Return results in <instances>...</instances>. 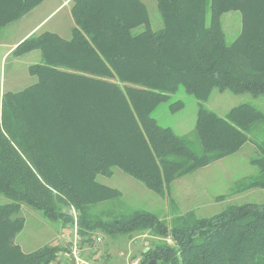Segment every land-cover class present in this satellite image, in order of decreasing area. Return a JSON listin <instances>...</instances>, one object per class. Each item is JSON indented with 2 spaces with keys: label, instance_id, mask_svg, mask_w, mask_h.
Returning <instances> with one entry per match:
<instances>
[{
  "label": "trees",
  "instance_id": "trees-1",
  "mask_svg": "<svg viewBox=\"0 0 264 264\" xmlns=\"http://www.w3.org/2000/svg\"><path fill=\"white\" fill-rule=\"evenodd\" d=\"M44 0H0V31ZM163 27L151 29L140 0H72L68 40L31 35L11 55L38 51L36 82L0 101V264L58 261L52 242L31 253L15 243L22 204L69 228L77 213L82 244L149 231L165 239L139 264H264V204L230 206L206 218L187 212L170 226L141 210L92 208L119 194L95 184L117 168L160 197L175 179L236 153L264 114L242 104L224 117L202 103L213 89L264 97V0H155ZM238 12L240 32L227 44L221 25ZM182 88L198 103L195 140L161 127L151 113ZM181 102L169 105L171 111ZM247 186L264 188V159ZM104 193V196L101 193Z\"/></svg>",
  "mask_w": 264,
  "mask_h": 264
},
{
  "label": "rangeland",
  "instance_id": "rangeland-1",
  "mask_svg": "<svg viewBox=\"0 0 264 264\" xmlns=\"http://www.w3.org/2000/svg\"><path fill=\"white\" fill-rule=\"evenodd\" d=\"M48 6L45 11L36 13L28 24L16 30L15 23L4 27L0 36L12 34L11 40L17 39L29 27L44 21L40 32L58 29L64 36L70 35L73 19L70 14L71 3L58 6ZM149 16L151 29L158 31L163 27L155 0H142ZM221 25L227 44L232 43L240 32L241 18L238 12L226 13L221 17ZM15 28L16 31L12 33ZM2 43V42H0ZM14 42H4L0 46V98L6 92H19L36 82V77L28 73V66L41 62L38 51H33L23 57H5L3 52ZM181 102L182 107L171 111L169 105ZM242 104H248L264 114V97H254L250 94H233L230 91L213 89L202 106L220 117ZM197 101L179 88L170 96L166 103L158 105L151 113L152 118L161 127L171 129L175 134L195 140L194 130ZM248 141L236 153L219 159L207 166L179 177L171 182L168 195L160 197L145 187L140 181L115 168L109 177L96 176L95 184L115 190L119 197L97 202L92 210L99 214L107 209L115 212L126 210H141L149 212L170 226L173 219L192 212L198 218L215 215L224 209L241 204H264V188L253 187L236 189V185H248L245 178L257 174L258 167L253 163L264 159V124L257 125L248 134ZM104 196V193H101ZM9 201L0 195V205ZM15 216L24 219L22 230L16 235L15 243L22 252L31 253L54 242L59 252L67 253L70 228H62L58 220L48 221L41 215L22 204ZM101 241L96 243V239ZM149 231L131 232L123 235L107 236L96 233L90 244H81L82 255L92 264H139L142 254L149 247L164 241ZM67 259V258H66ZM66 259L58 255V262L66 264ZM50 264H56L52 262Z\"/></svg>",
  "mask_w": 264,
  "mask_h": 264
},
{
  "label": "crops",
  "instance_id": "crops-1",
  "mask_svg": "<svg viewBox=\"0 0 264 264\" xmlns=\"http://www.w3.org/2000/svg\"><path fill=\"white\" fill-rule=\"evenodd\" d=\"M71 1L72 0H63L61 3H59V5L58 6H61V5H65V4H69V3H71ZM144 5H145V3L142 1V0H140ZM57 4V0H44L42 3H40L37 7H35L33 10H31L29 13H27L26 15H24V16H22L19 20H17V21H15V22H13V23H15V28H16V30H18L19 28H22V27H24L26 24H28L29 23V21H31L30 19H32V18H34L35 17V15H36V13H38V12H43V11H45V9L46 8H48V6L50 7V6H53V5H56ZM146 6V5H145ZM147 8V7H146ZM44 21H40L39 23H37V24H35V25H33V26H31V27H29V28H27V29H25L26 31L23 33V34H21L17 39L15 38V39H13V40H11V35L12 34H5L3 37H1L0 36V42H2V43H0V46L2 45V44H4V42H14V43H12L11 45H9L8 46V48L6 49V51L5 52H3V54H2V59L3 58H5V57H9L10 55H11V53H12V51L14 50V48L19 44V43H21L23 40H25L26 38H28L29 36H31V35H39V34H41V33H45V32H47V33H52V34H55V35H57L58 37H60V38H62V39H65V40H68L69 38H70V35H71V31H70V35H66V36H64L65 34H62L61 33V31H59L58 29H51L50 31H44V32H40L41 31V28H42V23H43ZM13 23H10V24H8V25H11V24H13ZM8 25H6V26H8ZM5 26V27H6ZM73 27V26H72ZM4 28V27H3ZM2 28V29H3ZM15 28L12 30V33L14 32V31H16L15 30ZM1 29V30H2ZM1 32V31H0ZM33 52V51H32ZM31 53V52H30ZM29 54V53H28ZM28 54H26V55H28ZM2 96V95H1ZM0 101H1V98H0Z\"/></svg>",
  "mask_w": 264,
  "mask_h": 264
},
{
  "label": "built area",
  "instance_id": "built-area-1",
  "mask_svg": "<svg viewBox=\"0 0 264 264\" xmlns=\"http://www.w3.org/2000/svg\"><path fill=\"white\" fill-rule=\"evenodd\" d=\"M67 213L73 220L72 224L69 226L71 230L70 236L66 237L69 243L68 252L67 253L59 252L58 255L64 257L65 259L67 258L66 264H92L82 255V251L80 248V243L82 244V241L78 233L77 213L73 207H71L67 211ZM100 241H101L100 238L96 239V243H99ZM56 264H64V263H59L57 261Z\"/></svg>",
  "mask_w": 264,
  "mask_h": 264
},
{
  "label": "water",
  "instance_id": "water-1",
  "mask_svg": "<svg viewBox=\"0 0 264 264\" xmlns=\"http://www.w3.org/2000/svg\"><path fill=\"white\" fill-rule=\"evenodd\" d=\"M147 264H155V261H149Z\"/></svg>",
  "mask_w": 264,
  "mask_h": 264
}]
</instances>
